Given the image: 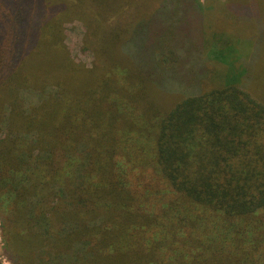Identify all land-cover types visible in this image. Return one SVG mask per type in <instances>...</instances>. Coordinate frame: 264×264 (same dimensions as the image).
<instances>
[{
    "label": "trees",
    "instance_id": "1",
    "mask_svg": "<svg viewBox=\"0 0 264 264\" xmlns=\"http://www.w3.org/2000/svg\"><path fill=\"white\" fill-rule=\"evenodd\" d=\"M206 10L0 0L11 264H264V26L247 52ZM74 20L90 66L64 42Z\"/></svg>",
    "mask_w": 264,
    "mask_h": 264
},
{
    "label": "rangeland",
    "instance_id": "2",
    "mask_svg": "<svg viewBox=\"0 0 264 264\" xmlns=\"http://www.w3.org/2000/svg\"><path fill=\"white\" fill-rule=\"evenodd\" d=\"M202 3L205 4L207 9L204 15L207 29L215 30L217 28L220 29L219 31L223 30L222 32L225 31L231 36L235 35L232 44L236 48L247 49V52L252 50L250 44L260 38V28L264 26V0H201ZM179 13H173L174 21L178 20L179 25L180 22L187 24V19H183ZM83 33L84 28L80 21L74 20L64 24V42L73 61L90 66L92 55L82 49ZM248 39H252L250 44H247ZM181 48L185 49L184 46ZM178 54L183 58L185 50H179ZM182 63L180 59L176 64ZM199 65H202V63ZM29 98L33 102L36 101V96L31 95ZM10 227L11 223L10 226L4 224L0 217V264H11L7 255L10 251L8 248L6 249Z\"/></svg>",
    "mask_w": 264,
    "mask_h": 264
}]
</instances>
